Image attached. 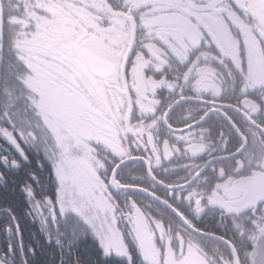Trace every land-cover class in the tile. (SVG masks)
<instances>
[{
  "label": "snow or ice",
  "instance_id": "obj_1",
  "mask_svg": "<svg viewBox=\"0 0 264 264\" xmlns=\"http://www.w3.org/2000/svg\"><path fill=\"white\" fill-rule=\"evenodd\" d=\"M22 217L56 264H264V0H0V264H44Z\"/></svg>",
  "mask_w": 264,
  "mask_h": 264
},
{
  "label": "trees",
  "instance_id": "obj_2",
  "mask_svg": "<svg viewBox=\"0 0 264 264\" xmlns=\"http://www.w3.org/2000/svg\"><path fill=\"white\" fill-rule=\"evenodd\" d=\"M22 224L24 225L23 231H25L24 239H25L26 248L27 245L31 243L32 245L37 247L38 256L44 262V264H56V261L59 257V250L56 249L53 245H49L47 243L44 246L42 243V240L44 239L43 237L39 236V234L38 236L31 234L32 231L31 229L34 228L32 226L33 222H29L27 217H22ZM3 240H4V234L0 233L1 244L3 243ZM78 247H79L78 254L81 257V260L84 261L85 264H89V262L94 259V253L96 251L93 242L89 238L88 241L82 242ZM67 255L68 254L65 253V256ZM69 259L71 261L72 257L69 256Z\"/></svg>",
  "mask_w": 264,
  "mask_h": 264
},
{
  "label": "flooded vegetation",
  "instance_id": "obj_3",
  "mask_svg": "<svg viewBox=\"0 0 264 264\" xmlns=\"http://www.w3.org/2000/svg\"><path fill=\"white\" fill-rule=\"evenodd\" d=\"M38 157H36L35 156V154H33V161H32V165H31V167L32 168H35L36 169V171L38 172V173H40V175H41V177H42V179H43V172H41V170L39 169V168H37L36 167V164H35V160L37 159ZM28 220H29V222H32V220H31V218L29 217L28 218ZM206 223L208 224V226L209 227H211V228H216V223H215V220H208V221H206ZM24 226V225H23ZM34 228H32L31 230V234H33V235H35V236H38V234H39V236H41V237H43L44 238V236L39 232V225H38V223H33V225H32ZM24 234H25V231H24ZM30 234V235H31ZM42 243H43V245L45 246L46 245V241H45V239H43L42 240ZM34 246V245H33ZM27 250V248L25 249V251ZM75 254L76 255H79L78 254V252H79V247H77L76 249H75ZM68 255L66 256V264H71V261H70V259H69V256L70 257H72V254H70V253H67ZM73 258V257H72ZM81 258V257H80ZM119 260H120V264H124V262H123V260H122V258H118Z\"/></svg>",
  "mask_w": 264,
  "mask_h": 264
},
{
  "label": "rangeland",
  "instance_id": "obj_4",
  "mask_svg": "<svg viewBox=\"0 0 264 264\" xmlns=\"http://www.w3.org/2000/svg\"><path fill=\"white\" fill-rule=\"evenodd\" d=\"M1 244V243H0Z\"/></svg>",
  "mask_w": 264,
  "mask_h": 264
}]
</instances>
